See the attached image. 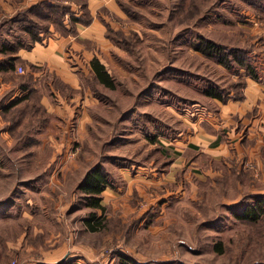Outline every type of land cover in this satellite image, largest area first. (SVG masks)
Returning a JSON list of instances; mask_svg holds the SVG:
<instances>
[{
	"label": "rangeland",
	"instance_id": "1",
	"mask_svg": "<svg viewBox=\"0 0 264 264\" xmlns=\"http://www.w3.org/2000/svg\"><path fill=\"white\" fill-rule=\"evenodd\" d=\"M12 1L13 15L0 5L2 23L40 0ZM52 2L70 5L66 18L82 8ZM96 2L113 37L93 58L105 61L116 87L94 81L89 58L75 53L69 65L83 88L48 78L67 96L80 93L71 113L52 116L45 95L0 111V264H264V217L241 218L264 199V114L254 110L239 133L226 127L236 139L220 159L198 148V162L174 163L192 120L208 117L209 91L248 77L197 50L198 38L246 51L264 80V0ZM39 11L26 22L44 43L63 25ZM15 26L13 42L29 41ZM19 64L25 73L9 78L19 83L44 71ZM97 167L108 183L102 208L83 187Z\"/></svg>",
	"mask_w": 264,
	"mask_h": 264
},
{
	"label": "crops",
	"instance_id": "2",
	"mask_svg": "<svg viewBox=\"0 0 264 264\" xmlns=\"http://www.w3.org/2000/svg\"><path fill=\"white\" fill-rule=\"evenodd\" d=\"M28 1L29 0L21 1L20 6H22V3H27ZM96 1L97 0H90V9L94 16L93 21L88 25L78 23L77 35H64L55 31V33L51 34L50 39L44 43L40 41L32 42L30 46H22L16 50V52H13L12 56L24 59L29 63L26 65L34 64L43 68L44 71L39 72V74L34 72L33 80L38 82L41 81L43 77L44 80L48 76L46 82L49 83L48 78L53 77L55 74L57 77H61L65 83H68L71 88L81 89L80 77L77 73L75 75L72 71L73 67L71 69L69 60L72 61L74 65L75 63L72 56L75 53H79L89 58L91 64L95 52H97L100 47L102 48L104 42H106V44L110 42L106 35L107 30L104 25V18L100 16V11H98L100 9L99 5L103 4L102 2L99 3ZM31 2L33 3L35 1L31 0ZM0 5L3 10H5V15H8L10 12V14L13 15L16 12L15 10L17 8L12 10L16 7L12 0H0ZM16 29L17 27L15 24L10 25L11 34H9V32H7L9 28H6V24L0 21V111L28 92V90L22 88V86L25 87L23 82L19 83L18 81L9 79L11 78L10 75L12 72L3 69V67L6 66V58L8 55L4 54L2 49L6 42L17 39L19 34L15 33ZM20 34L23 36V33ZM19 41L27 44L26 38ZM67 46H70V49L67 48ZM103 62L105 63L104 60ZM90 71L91 69L89 72ZM31 83H33V81ZM49 84L51 85V82ZM51 94L52 95L45 94L43 103L48 107L54 117L63 113H71L70 108L72 103L80 96V93H76L74 96H67L63 91L53 88ZM243 94L244 97L242 99L230 98L227 102H222L213 97L214 102L212 100L213 104L208 110V117H205L204 120L203 118L201 120L196 118L192 120L189 135H187L188 144L184 147L183 151L194 146L197 147L196 150L199 148L204 154L210 155L214 159H220L217 158V155H220L218 153H229L232 147V144L229 142H232L233 139L236 138L226 132V130L228 131L226 127L230 129L233 128L239 133L241 130H239L238 127H246L248 125L249 118L254 116V114H252L254 110L259 112V114H264V80H256L252 77H248L247 85L243 88ZM232 95L233 94H230V96ZM243 115L245 116V121L241 123L240 126V123L237 122V118L241 119ZM254 126L255 125H253L252 130ZM180 159H183L184 163L189 161L188 156L178 155L174 163L178 164L177 161ZM195 162H198V159H196ZM166 175L168 174L164 176Z\"/></svg>",
	"mask_w": 264,
	"mask_h": 264
},
{
	"label": "trees",
	"instance_id": "3",
	"mask_svg": "<svg viewBox=\"0 0 264 264\" xmlns=\"http://www.w3.org/2000/svg\"><path fill=\"white\" fill-rule=\"evenodd\" d=\"M53 0H40L38 2H35L33 6L29 8H25L21 10L19 13L15 14L12 17L7 18L4 21V24H22L24 28H26L27 35L29 41H27V44L24 42L19 41H9L6 42L3 46L4 54L8 55L6 58V66L3 67L4 70L10 71L12 73L17 71V68L19 66V63H25L29 64L26 60L14 57L12 56L13 52L18 50L22 46L30 45L32 42H43V38L40 36L42 35L40 31H36L33 29L32 26H28V22H33L29 18V14H33L35 16H40L39 8L43 7L44 9H48V12H41V16L48 18L50 17L53 19L52 15H55V18L53 21L55 23L59 22L62 23V30L59 29L58 25H55L56 29L59 30L64 35H77L78 29L77 25L78 23L83 24H90L94 16L90 9V0H79L82 5V8L80 9V12L75 13L73 12V15L70 18H66L67 12L70 10V5H59L52 2ZM26 23V24H25ZM58 24V23H57ZM49 26H54V24H50ZM71 28V31L69 32L68 29ZM112 28L111 26L108 27V30ZM113 29V28H112ZM112 30L109 32L107 31L106 35L110 37L112 36L111 33ZM26 33V32H25ZM113 37V36H112ZM199 43L196 46V49L200 52L204 53L206 56L215 58L219 63L223 64L225 67L229 69H235V70H242L244 69L247 72L248 77H252L256 80H260L261 77L256 72V66H254L253 63H251L245 56L246 51L243 50H236V51H226L227 49L220 45L218 42L213 41L211 39H207L205 37L198 38ZM30 43V44H29ZM33 67H36L34 64H30ZM91 69V75H89L94 81L96 80L99 84L109 87V88H115L116 87V80L113 76V74L108 70L107 65L97 56L94 57L91 60L90 64ZM239 68V69H237ZM241 73V72H240ZM242 74V73H241ZM248 77L245 78L246 80L239 82V83H232L231 87L227 89H212L209 91V95H211L214 98H217L221 100L222 102H227L230 98L235 99H242L244 97L243 94V88L247 85ZM32 78V77H29ZM32 82V81H31ZM41 84H45L46 86V93L48 91L52 90V87L47 83L45 80L42 81H35L33 80V83H23L25 87L22 86V88L28 90V92L20 97L18 100L10 104L6 109L14 106H18L22 104L23 102L29 101L33 99L35 96L41 97L44 96L46 93H44V88ZM240 86H238V85ZM243 87V88H242ZM64 86L61 87V90L63 91ZM41 90L43 93H41ZM77 92L80 89H73L74 92ZM230 94H233L230 96ZM43 98V97H42ZM43 107H45L43 105ZM45 109V108H44ZM197 147L191 146V148L185 150V156H189L193 159H196L198 156ZM192 154V155H191ZM108 183L106 181L105 174L101 171L99 167L95 168L91 172L88 173L85 182L83 184L84 189L93 195V200L90 203L94 207H100L102 208L100 203V198L102 192L107 188ZM264 217V199H259L255 205H250L245 209L244 214L241 216L243 219H248L250 221H258ZM92 229H96L95 224L91 223ZM122 264H131L126 259L122 261Z\"/></svg>",
	"mask_w": 264,
	"mask_h": 264
},
{
	"label": "built area",
	"instance_id": "4",
	"mask_svg": "<svg viewBox=\"0 0 264 264\" xmlns=\"http://www.w3.org/2000/svg\"><path fill=\"white\" fill-rule=\"evenodd\" d=\"M17 71H18L19 73H21V74L25 73V68H24V66H22V65L18 66ZM14 264H15V263H14Z\"/></svg>",
	"mask_w": 264,
	"mask_h": 264
}]
</instances>
